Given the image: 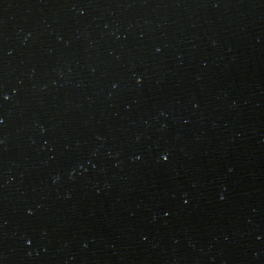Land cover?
I'll use <instances>...</instances> for the list:
<instances>
[{
	"label": "water",
	"instance_id": "95a60500",
	"mask_svg": "<svg viewBox=\"0 0 264 264\" xmlns=\"http://www.w3.org/2000/svg\"><path fill=\"white\" fill-rule=\"evenodd\" d=\"M0 264H264V0H0Z\"/></svg>",
	"mask_w": 264,
	"mask_h": 264
}]
</instances>
